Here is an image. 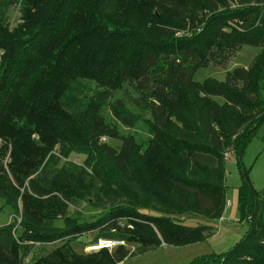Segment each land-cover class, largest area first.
Listing matches in <instances>:
<instances>
[{"label":"trees","instance_id":"trees-1","mask_svg":"<svg viewBox=\"0 0 264 264\" xmlns=\"http://www.w3.org/2000/svg\"><path fill=\"white\" fill-rule=\"evenodd\" d=\"M245 2V8L216 16L197 30L198 12L205 9L197 0H0V140L25 139L26 126L34 124L51 142L22 161L12 150L10 175L16 186L26 180L19 196L5 176L0 153V192L9 195L14 213L17 197L41 211L29 221L23 207L18 228L14 218L0 226V262L120 264L161 244L184 246L214 234L209 222L225 207L226 150L241 164L243 150L264 122V63L257 64V56L247 68L234 67L226 82L213 77L198 82L194 75L203 61L201 44L213 26L222 27L227 19L249 22L237 33L243 44L255 38L264 43V0ZM214 4L205 0L206 7ZM11 10L19 20L12 25ZM77 80L93 81L95 87L88 94L64 95L62 90ZM140 124L153 136L149 142L154 163L137 193L150 194L169 210L133 209L150 239L122 231H103L92 239L134 242L138 246L132 252L117 246L111 252L103 248L77 253L68 239L72 235L132 213L118 202L135 196L122 180L135 173V142L120 127ZM81 126L86 147L70 141L68 127ZM100 134L121 144L98 142ZM30 146L38 144L28 137L23 148L32 150ZM72 152L84 155V165L58 166ZM241 175L238 209L248 223L247 233L229 250L188 264H264V187L256 191L244 169ZM63 186L74 191V198H91L101 210L96 221L54 225L47 211L52 204L30 194L57 192L55 207L61 209L68 193ZM173 210L202 223L186 226L171 215ZM35 241L59 244L45 254L34 253L26 263Z\"/></svg>","mask_w":264,"mask_h":264},{"label":"rangeland","instance_id":"rangeland-1","mask_svg":"<svg viewBox=\"0 0 264 264\" xmlns=\"http://www.w3.org/2000/svg\"><path fill=\"white\" fill-rule=\"evenodd\" d=\"M214 1V5L206 7L205 0H197L200 5L205 7V9H200L198 12L199 16L195 24L197 30L201 26L205 25L206 27L209 22H212L211 19L216 16H227L232 10L237 11L246 7L245 0H227L225 4L221 0ZM253 6L254 5H252V7ZM8 18L9 23L12 25L18 20V13L11 10L8 12ZM248 26L249 22L237 20V18L227 19L222 27L215 28L213 26L210 35L201 44V46H203V49L201 50V57L203 61L200 68L194 75V79L196 81L202 82L205 77H213L217 80L226 82L228 80V72L234 67L242 66L247 68L252 64L253 59L257 56L261 57V60L260 58L258 59L257 64L261 66L264 63V43L262 38H255L250 45L243 44V41H239L240 37L237 33L244 31ZM181 34L182 32L176 33L177 36H180ZM183 35H186V33ZM94 87L95 82L93 81L77 80L73 81L70 86L62 91L64 92V95L74 92L88 94ZM65 126L66 125L62 124L63 129ZM42 127L43 129H48L49 125L43 124ZM80 128L81 129L79 130L77 127L76 129L68 127V132L72 138L70 141L75 146L79 145L86 147V134L84 133L86 129L82 126ZM120 132L124 135L131 133L135 142L133 146L135 173L132 177H123L122 179L124 183L127 184V187H130V190L135 191V196H129L130 198H127L125 201L118 202L125 204V206H127L132 213L131 215L126 216V218L118 217L112 221L106 222L92 231L72 235L68 239H70V246L77 253H85L87 251L86 246L95 244L98 240L103 239L99 238L95 243L92 242V239L98 233L103 231H122L128 233L130 237H135L137 239H150L152 236L149 231L139 223L141 216L138 213H135L133 209L147 211L149 208L156 207L164 212L169 210L167 209L168 206H164V203L159 202L150 194L146 195L145 192H141L140 194L137 193L139 191V186L143 184L145 175H148L150 172L149 167L154 163L153 156L151 154L152 148L154 147H150L149 142L153 136L148 133L147 129H145L141 124L134 128L120 127ZM24 137L26 140L29 137L36 144H38V146H30V149L32 150H27V148L24 149L23 143L25 139L23 137H7L0 140V153L3 157L2 162L5 170V176L8 178L9 183L13 184L17 189L18 196L21 192L20 187L25 185L26 180L23 181L22 184L19 183L18 186H16L15 181L10 175L8 165L11 161L10 158H12V150L22 161L29 156L30 152L41 149L45 150L51 143L49 140L43 139L39 135L34 124H30L29 127L26 126V134ZM66 141L64 140V142ZM98 142H107L108 144L116 146L121 144L120 140L112 139L101 134ZM159 154H164L162 148L159 149ZM225 154L226 159L223 161L225 207L218 219L210 220L209 222L216 228V230L213 231L214 234L206 239L184 246H165L164 244H161L151 251L125 259L120 264H188L192 261H196L200 256L225 252L244 237L248 230V223L245 219H241V214L238 209V187L242 183V169L246 171L247 177L256 191H260L264 187V122L260 124L255 134L243 150L241 154V164L236 162V159L230 151L226 150ZM64 162H70L81 166L84 165L85 157L82 154L72 152L67 158H62L58 163V166ZM63 189H66L68 193L66 195L67 199L64 201L66 203L65 207L61 209H57L55 207L57 200H60L58 199L60 194L58 195L57 192L40 196L38 193L36 194L31 192L30 194L42 203H47V205L52 204L51 207L47 206V211L48 215L53 217L54 225H62L66 221L84 223L97 220L101 214V210L91 204L90 197L81 195L80 198H74V191H71L70 193L69 188L65 186H63ZM76 192L79 193L77 190ZM8 200L9 195L0 192V226L8 225L12 218H14L17 220L15 227H19L23 207L29 211L27 214V219H29V221H33V215H40L41 213L36 206H32L33 203H31V207H29V205H27L24 201L22 202V200L18 197L16 203H14L17 207L16 213H14V209L11 207L12 204ZM88 201H90V203H87ZM144 201H147V203H144ZM35 202L40 203L39 201ZM54 208L56 212L54 211ZM169 212L171 215L173 213L175 218L184 220L183 223L186 226H197L202 223V221L198 218H189L192 217L191 215L186 216L185 214H179L174 210ZM215 215L217 216V214ZM207 216L210 217L211 215ZM25 230L29 235L31 234L29 230ZM155 236L157 238L159 237L157 233ZM58 244V242L40 243L39 241H35L31 252L25 260L26 263L27 261H30L34 253L37 255L45 254L55 248ZM137 246L138 244H135L134 242L126 241H123V244L121 245V247H125L128 252L134 251ZM117 249L118 248H114L108 251L111 252ZM0 264H3V262H0Z\"/></svg>","mask_w":264,"mask_h":264},{"label":"built area","instance_id":"built-area-1","mask_svg":"<svg viewBox=\"0 0 264 264\" xmlns=\"http://www.w3.org/2000/svg\"><path fill=\"white\" fill-rule=\"evenodd\" d=\"M225 159H226V154H225ZM122 244H123V241H120V240L100 239L95 244H90L86 246V250L87 251H97L103 248L112 250L116 248L117 246H121Z\"/></svg>","mask_w":264,"mask_h":264},{"label":"crops","instance_id":"crops-1","mask_svg":"<svg viewBox=\"0 0 264 264\" xmlns=\"http://www.w3.org/2000/svg\"><path fill=\"white\" fill-rule=\"evenodd\" d=\"M166 246V245H165Z\"/></svg>","mask_w":264,"mask_h":264}]
</instances>
